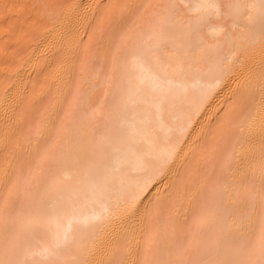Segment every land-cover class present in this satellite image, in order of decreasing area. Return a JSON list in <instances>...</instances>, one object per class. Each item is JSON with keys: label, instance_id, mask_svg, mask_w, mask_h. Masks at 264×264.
Returning a JSON list of instances; mask_svg holds the SVG:
<instances>
[{"label": "bare ground", "instance_id": "6f19581e", "mask_svg": "<svg viewBox=\"0 0 264 264\" xmlns=\"http://www.w3.org/2000/svg\"><path fill=\"white\" fill-rule=\"evenodd\" d=\"M15 1L0 264H264V0Z\"/></svg>", "mask_w": 264, "mask_h": 264}, {"label": "rangeland", "instance_id": "374dc122", "mask_svg": "<svg viewBox=\"0 0 264 264\" xmlns=\"http://www.w3.org/2000/svg\"><path fill=\"white\" fill-rule=\"evenodd\" d=\"M63 1L51 0L56 5ZM41 25L42 20L32 2L15 1L6 6L0 17V74L9 66V58L23 49L25 40L38 32Z\"/></svg>", "mask_w": 264, "mask_h": 264}]
</instances>
